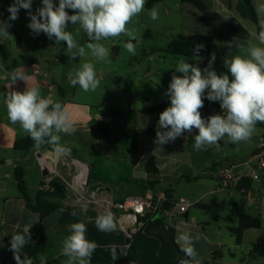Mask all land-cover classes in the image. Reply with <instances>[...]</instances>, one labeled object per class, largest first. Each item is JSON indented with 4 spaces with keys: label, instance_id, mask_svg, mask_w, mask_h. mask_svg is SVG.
Segmentation results:
<instances>
[{
    "label": "crops",
    "instance_id": "crops-1",
    "mask_svg": "<svg viewBox=\"0 0 264 264\" xmlns=\"http://www.w3.org/2000/svg\"><path fill=\"white\" fill-rule=\"evenodd\" d=\"M202 1L206 6L205 12L198 10L189 3L183 2H180L181 4L177 3L175 8L167 7L166 0H158L151 6H148L147 2L146 7L149 10L156 7L157 10H162L166 17L174 15L177 17L180 15L185 22L183 30L186 32V35H212L214 43L211 55L215 53L216 56L213 68L218 72L223 69V60L225 58L241 54L237 45H247L249 42L252 44L259 43L257 36L261 30V22H264V0H253V5L259 16V26L240 14L237 7L241 0ZM53 2L58 6V1L53 0ZM40 6H42L41 0H33L31 13L35 14L36 9ZM7 9L8 6L5 1L0 0V21H8L10 14ZM67 11L71 14L70 9ZM10 23L11 27L8 29L10 35L7 38L0 37V264H5V262L17 264L13 251L10 249L12 236L17 233H23L25 226L32 225L33 227L39 221V214L27 208V202L19 192L15 178V169L17 167L22 168L24 171L25 183L33 205L37 203L38 193L42 188V184H45V190H48L50 187L55 190L53 184L59 183L62 187L66 188L64 196H51L47 199L64 206H74V201L70 204V202L63 199L67 195H71V199L73 200V194L67 188L65 180H69L67 177L71 178L80 169L75 159H79L89 166V186L92 174L96 178L98 177L97 180H102V177L96 171L98 166L115 172H119L122 166L129 168L130 173L124 179L125 189L120 190L119 195H114L112 189L107 184H101L96 190H93L103 192V194L115 201H123L131 196H140L142 198H152L155 203L159 202L161 208L167 201V192H170L174 201L177 202L173 190H161L157 188V185L164 176L163 170L168 169L173 175L175 174L178 159L175 157L173 159L172 155H159L144 151L142 148L143 138L155 142L156 135L154 138L147 136L149 118L141 111L148 107L170 102V98L166 95V92L172 75L175 72L174 67L180 58L162 57L160 60H157L154 68L147 65V70L142 77H136L137 80L139 78L143 79L145 83L144 91L139 90L138 86H136V91L129 96L125 94L127 91L124 89L123 103L116 105L115 109H110L105 113L101 105L80 101L77 94H75L77 92L73 93L74 95L68 93L64 85V81H68L67 71L63 73L60 70V63L63 57H66L70 61V57L64 53V49L62 48L63 45H66L64 42L56 44L55 38L49 39L43 32L35 34L30 28L25 29L21 20L10 21ZM237 25L245 29L247 35L236 33L233 27ZM71 30L75 33H80L78 26L72 25L69 22L66 31ZM165 49L164 53H166ZM166 54L171 56L168 53ZM211 55L207 58L187 57L186 61L203 70L208 66ZM75 60L80 61L81 57H75ZM34 63L41 65V72L38 75L33 74L30 69L31 64ZM16 70H20L30 77L27 84L19 79L13 83L11 77ZM175 74L182 75L180 73ZM27 86H38L42 96L62 103L70 121L77 129L71 135L60 134V143L70 149L69 152L56 153L47 144L41 146L40 150H37L34 146L27 151L15 149V143L18 139L29 136L21 130L19 124L10 122L7 117L4 100L8 92L24 91ZM129 88H133V86L130 85ZM204 101H208L206 93ZM216 102L219 103V101ZM116 110H120L121 112ZM104 123L108 124L110 129ZM256 126L264 129V123H259ZM157 130L158 124L156 132ZM103 132H107L108 135H105ZM196 134H198V130L193 129L192 132H185L183 136L178 137L175 141L163 145L176 151L187 145L189 142L187 139H194L193 137ZM113 135L116 140H113ZM262 140L264 141V136ZM120 142L124 143L123 150L126 153L124 157L120 156ZM134 144H138L139 151L142 154L141 159L136 164L134 163L133 154ZM32 151L34 154H37L36 158L31 155ZM86 151H92L94 156L86 159L84 157ZM38 154H41V156L39 157ZM150 158H154L158 168L157 174L147 170V161ZM21 162H33L36 167H40L42 170L44 166L49 169L48 184L45 183L44 179L41 182V188L33 192L34 196L28 183L27 169L20 166ZM220 164L221 161L217 162L212 166L213 171L211 170V178L217 180L216 191L219 190L218 172L222 167ZM249 166V168L244 166L242 169L245 172H251V168H255L252 162L249 163ZM56 175L59 178V182L53 181ZM179 176L183 178L185 175H181L180 173ZM187 179L191 180L190 177H187ZM246 179L251 182L249 189L251 196L242 194L239 191L227 193H231L232 196L237 193L241 197L247 198L250 200L251 206L239 207L237 203H234V215L224 222L223 225H219L217 229H214L213 233H208L204 223L202 221L199 222L195 217L189 220V211L192 207L203 210L207 209V205L201 203H189L192 204L189 210L186 213L178 211L179 216L177 217H175L173 212L176 206L170 210H164L157 216L162 219L163 226L166 227L173 242L176 243L179 249L181 245L176 239L179 233H187L192 236L199 233L201 238L195 242L194 247L198 253L197 258L201 260V264H264V257L252 254L254 246L264 237V183L253 181L249 178ZM246 179L243 180V183H246ZM184 200L187 202L186 199ZM257 200L258 204L255 203ZM64 212V208L56 210L43 221L42 233L47 246L43 255L40 258L32 260V264H41L42 258L44 264H65L67 261V257L61 255V245L62 241L69 234V226L74 221L72 219L63 221ZM104 212L106 213L105 210ZM242 214L253 219H260L261 226L260 228L246 229L243 232L241 242L238 243L237 236L232 229L239 227ZM55 215H59V218L53 224L48 225L47 223L53 217H56ZM164 215L168 217V220ZM115 223L118 227L116 221ZM222 227L227 231L228 235L217 234L224 231ZM119 231L121 230L119 229ZM137 240L139 249L136 252V259L139 264H174V261H177L176 264H182V260L187 259V257H180L178 259L175 257L173 261L171 252L166 247L162 238L140 236ZM30 241L31 238L27 243ZM215 253H219V255L213 257ZM21 254L22 250L20 256ZM90 264H112V262L94 260Z\"/></svg>",
    "mask_w": 264,
    "mask_h": 264
},
{
    "label": "clouds",
    "instance_id": "clouds-1",
    "mask_svg": "<svg viewBox=\"0 0 264 264\" xmlns=\"http://www.w3.org/2000/svg\"><path fill=\"white\" fill-rule=\"evenodd\" d=\"M145 2L146 0H59L57 6L53 0H41L42 6L32 14L33 0H15L7 9L10 13L8 21H0V37L7 38L10 35V21L16 20L19 10L23 8L29 12L30 22L27 26L32 32H43L49 39L55 38L56 44L64 42L69 52L75 50L73 58H83L90 53L96 61H105L110 53L101 41L122 35L130 38L124 44L125 49L135 55V45L130 42L135 39V30L129 28V25L144 10ZM69 9L74 14L70 15L67 11ZM149 14L152 20L159 19L156 7ZM69 22L72 25L78 24L86 32L89 40L86 45H78L72 33L66 31ZM260 29L258 44L249 42L247 45H237L241 54L223 60L227 73H218L213 68L215 53L203 70L188 63L186 58L177 61L166 92L170 98V106L159 115L156 144L175 141L193 129L198 130L193 144L196 151L206 150L211 146L219 148V141L225 137L233 144L251 139L257 123H264V22H261ZM202 47L203 45H197L194 55ZM11 79L13 83L19 79L27 84L30 77L16 70ZM67 79L71 86H79L84 92H94L100 85L92 62H85L79 69L69 72ZM205 93L208 101H219L222 114H214L207 119L202 117L200 109L204 106ZM4 103L10 122L20 125L21 130L34 141L37 150L47 144L56 153L70 151L61 145L60 134L71 135L77 129L61 102L42 96L38 86H27L24 91L8 92ZM82 208H86V205H82ZM72 215L75 216L76 213L73 212ZM94 222L100 231L116 229L111 211L98 215ZM31 227L32 225L25 226L23 233H17L11 238L10 249L17 264H32L30 258L25 257L22 261L20 257L22 248L30 239ZM86 233L87 226L83 222L69 226V234L61 245V255L67 257L65 264H90L97 244L87 239ZM200 238L199 233L195 236L187 233L177 235L180 251L187 257L182 260V264H201L194 247ZM111 257L113 261L118 259L115 247L111 250ZM41 264H44L43 258Z\"/></svg>",
    "mask_w": 264,
    "mask_h": 264
},
{
    "label": "rangeland",
    "instance_id": "rangeland-1",
    "mask_svg": "<svg viewBox=\"0 0 264 264\" xmlns=\"http://www.w3.org/2000/svg\"><path fill=\"white\" fill-rule=\"evenodd\" d=\"M145 2L144 10L136 17L133 18L129 28L135 30V39H131V43L135 45V55L130 54L124 47V44L129 42V37L120 36L114 39L103 40V43L109 49V57L105 61H96L94 57L89 53L80 61L73 58V52L67 50V46L63 45L64 53L70 57V61L66 57H63L60 63V70L64 73L67 71L74 72L79 69L85 62H92L95 65L97 78L100 81L99 87L94 92H84L79 86H71L69 81H64V85L68 90V93H75L80 101L93 103L95 105H101L102 110L106 113L110 109H115L116 105L123 103V91L126 89V95L134 93L135 87L138 86L139 90L144 91L145 83L143 79L136 77H142L147 70V65L154 68L157 64V60L160 58H187L178 55H167L164 53V49L167 48L169 43L178 35H186L183 30L185 22L181 16L166 17L163 11H159V19L152 20L150 18V10L147 9ZM181 0H166L167 7L175 8L177 3L181 4ZM80 33H72L74 39L78 45L84 46L87 41L86 32L79 27ZM87 51V49H86ZM156 68V67H155ZM136 84V85H133ZM130 85L133 88H129ZM127 87V88H126ZM132 89V90H131ZM130 91V93H128ZM74 95V94H73ZM115 105V106H114ZM100 107V106H99ZM111 110V111H112ZM120 111V110H116ZM121 112V111H120ZM104 125L110 129V126L106 123ZM264 129L258 128L248 141L233 144L228 142L227 137L219 141V148L216 146L208 147L206 150L196 151L193 148L195 142L194 139L189 140L188 144L179 150H173L165 145H158L152 140L143 138V149L145 152L156 153L159 155H172L178 159L176 165V172L173 175L170 170H163V178L157 185V188L161 190H173V194L177 201L182 198L186 199L188 203L196 204L201 203L207 205V209L192 207L189 211V220L195 217L199 222L202 221L208 233H213L214 229H217L219 225H223L228 221L235 213L234 203H237L239 207H250L251 202L247 198L241 197L237 193L232 196L231 193L226 191H216V181L211 178L212 166L221 161L222 167L229 165H239L246 163L254 152L259 148L260 144L264 142ZM113 140L115 136H112ZM122 141V140H120ZM183 142V141H182ZM120 156L124 157V143L120 142ZM31 155L36 158L37 154L33 151ZM94 156L92 151H86L85 158L90 159ZM21 167H26L28 173V183L31 192L37 191L41 188V182L45 179V183L48 184L49 176L43 177L42 168L36 167L33 162L24 163L21 162ZM168 167V166H166ZM221 167V168H222ZM172 170V167H171ZM98 175L102 177V180H97L98 177L92 174L90 189L96 190L99 185L107 184L113 191L114 195L120 194V190L125 189V180L130 173L129 168L122 166L119 172L108 170L107 168L100 167L96 169ZM213 171V170H212ZM185 175L183 178L179 174ZM190 177L191 180H188ZM70 179V177H67ZM53 181L59 182V178L56 175ZM148 186V184H146ZM34 196V193H33ZM68 196H70L68 198ZM72 196L67 195L64 201L72 204ZM60 202V201H59ZM81 209V221L86 225H95V218L105 213L104 209L99 206H76ZM175 217L179 216L178 207L174 208ZM51 221L47 224L51 225L55 222L59 215H55ZM165 218L166 215H164ZM211 227H207V226ZM224 230V228L222 227ZM114 231H119L117 225ZM218 235L226 234L227 231H221ZM176 244V243H175Z\"/></svg>",
    "mask_w": 264,
    "mask_h": 264
},
{
    "label": "trees",
    "instance_id": "trees-1",
    "mask_svg": "<svg viewBox=\"0 0 264 264\" xmlns=\"http://www.w3.org/2000/svg\"><path fill=\"white\" fill-rule=\"evenodd\" d=\"M7 4L8 8L12 4L15 3V0H3ZM59 2V0H56ZM158 0H150L148 2V6H151ZM183 3H189L196 7L198 10L205 12L206 6L202 0H181ZM240 14L246 18L252 20L257 26H259V16L257 11L253 5V0H241L237 7ZM10 14V13H9ZM71 14H74L71 10ZM70 14V15H71ZM16 20H21L25 29H29L27 26L30 22V15L27 10L21 8L18 13V18ZM233 30L241 35H247V31L240 26H234ZM89 42V40H88ZM214 43V37L212 35H204V34H191V35H178L174 38L167 48L165 52L170 55H179L184 57H192V58H207L212 53ZM197 45H203L202 48L199 49V52L194 55V50ZM79 57V56H77ZM218 73H227V70L223 67L222 70L218 71ZM170 106V102L155 105L152 107H148L143 109L141 112L149 118V125L147 130V136L149 138H154L156 135V128L159 120V115L162 111H164L167 107ZM201 115L204 119H207L209 116L214 114H222V110L220 109V103L218 102H210L204 101L203 108L200 109ZM259 124V123H257ZM196 130V129H194ZM197 131V130H196ZM105 135H108L107 132H103ZM34 146V141L30 137H24L18 139L15 143V149L17 150H30ZM133 154H134V163L136 164L142 157L141 152L139 151L138 144H134L133 146ZM147 170L151 173L157 174L158 168L154 161V158H150L147 161ZM15 178L17 181V186L19 192L22 195V198L27 202V208L31 211L39 214L38 223L30 228V238L31 241L26 243L22 248L21 260L25 257L30 258L31 261L37 258H40L45 252L47 242L42 233L43 229V221L49 215H51L54 211L59 210L61 208L65 209L62 220L66 221L68 219H72L74 223L82 222L81 221V209L79 207L74 206H64L60 203H55L49 201L47 198L51 196H64L66 188L63 186L64 191L62 193H58L50 187L48 190H45V184H42V188L38 193L37 203L33 205L30 201L28 189L24 179V171L22 168L17 167L15 169ZM243 183V182H242ZM251 182L246 179V183L242 184V187L246 189H250ZM167 201L164 206L160 208L157 213H149L144 219L146 224L143 228V231L139 232L135 237L133 242L131 243L128 254L125 255L124 245H126L128 239L121 231H112L105 232L100 231L94 225H86L87 226V239L90 241H94L97 244V248L91 257V261L101 260V261H111L112 264H139L136 259V252L138 251V237H150L155 238L159 237L164 240V243L168 250L171 252V257L174 261L176 257V250L172 245H170L168 238L162 235H156L150 232L151 228L163 226L162 219L157 216L162 213L164 210H170L175 207L176 202L173 199L172 193L167 192ZM75 212L76 215L73 216L72 213ZM261 221L260 219H253L245 214L241 216V222L238 228L232 229V231L237 236V242L240 243L242 240L243 232L246 229L250 228H260ZM114 247L117 250L118 259L113 261L111 257V250ZM123 249V254H121V250ZM252 254L256 256L264 257V237H262L259 242L254 246L252 250ZM219 253H215L213 257H217ZM17 263V262H16ZM177 261H174L176 264ZM5 264H13V262H5Z\"/></svg>",
    "mask_w": 264,
    "mask_h": 264
},
{
    "label": "built area",
    "instance_id": "built-area-1",
    "mask_svg": "<svg viewBox=\"0 0 264 264\" xmlns=\"http://www.w3.org/2000/svg\"><path fill=\"white\" fill-rule=\"evenodd\" d=\"M30 69L33 74L41 72V65L31 64ZM52 88V87H51ZM79 166V171L69 180H65L67 188L73 194V201L76 206H100L106 212L111 211L119 229L126 235L129 242L124 245L125 255L128 254L134 237L141 231L146 224L147 214L157 213L160 210L159 202L155 203L152 198H142L140 196L127 197L123 201H115L111 197L100 191L90 189V168L88 165L75 161ZM253 163L255 168L251 172H245L242 168H249V163ZM249 178L253 181L264 183V143L250 157L248 162L242 165H229L223 167L218 172L219 189L226 192L239 191L242 194L251 196V193L241 184L243 180ZM160 200V199H159ZM258 204V200L255 201ZM176 207L180 213H186L192 204L184 199L176 202Z\"/></svg>",
    "mask_w": 264,
    "mask_h": 264
},
{
    "label": "water",
    "instance_id": "water-1",
    "mask_svg": "<svg viewBox=\"0 0 264 264\" xmlns=\"http://www.w3.org/2000/svg\"><path fill=\"white\" fill-rule=\"evenodd\" d=\"M38 156L40 157L41 154H38ZM75 160L81 164H84L79 159H75ZM42 174H43V177H47L50 174L49 169L46 166L43 167ZM53 188L55 189L56 192H59V193H61L63 191V187L59 183H54ZM150 232L153 234L166 236L168 238L170 245H172L174 247V249L176 250V258L177 259L180 257H185L184 253L181 252L179 247L173 242L172 237H171L170 233L168 232V230L166 229L165 226H159V227L151 228Z\"/></svg>",
    "mask_w": 264,
    "mask_h": 264
}]
</instances>
